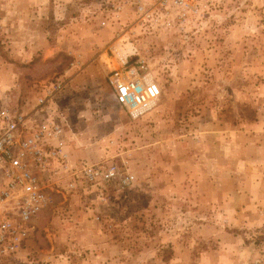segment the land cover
<instances>
[{
    "label": "rangeland",
    "instance_id": "1",
    "mask_svg": "<svg viewBox=\"0 0 264 264\" xmlns=\"http://www.w3.org/2000/svg\"><path fill=\"white\" fill-rule=\"evenodd\" d=\"M160 1L134 0L144 18L114 0H0V98L32 111L68 80L43 111L75 167L46 183L14 264H264V0H191L185 15ZM138 60L161 94L129 111L108 77ZM81 163L134 180L90 186Z\"/></svg>",
    "mask_w": 264,
    "mask_h": 264
},
{
    "label": "built area",
    "instance_id": "2",
    "mask_svg": "<svg viewBox=\"0 0 264 264\" xmlns=\"http://www.w3.org/2000/svg\"><path fill=\"white\" fill-rule=\"evenodd\" d=\"M116 16L134 4L136 11L150 18L140 2L114 0ZM191 0H161L158 10L167 13L175 8L188 12ZM140 3V5H139ZM108 81L116 104L129 111L147 108L158 100L161 89L149 74L144 61L125 62L110 71ZM68 80L56 78L44 84L32 111H22L10 98H0V264H14L27 246L32 221L50 202L46 183L59 173L70 172L68 141L63 126L52 116L44 115L66 89ZM50 112V111H49ZM78 175L90 186L117 183L128 187L134 177L115 164L81 163Z\"/></svg>",
    "mask_w": 264,
    "mask_h": 264
}]
</instances>
